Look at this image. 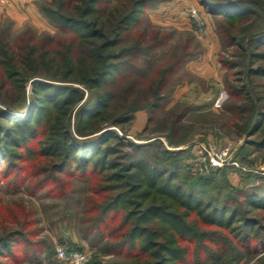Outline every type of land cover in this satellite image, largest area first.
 I'll return each instance as SVG.
<instances>
[{"label":"trees","instance_id":"trees-1","mask_svg":"<svg viewBox=\"0 0 264 264\" xmlns=\"http://www.w3.org/2000/svg\"><path fill=\"white\" fill-rule=\"evenodd\" d=\"M162 1L43 0L40 11L55 35L39 39L28 29L12 38L4 29L0 101L6 108H0V178L13 190L25 186L35 194L59 182V173L75 177L80 171L92 184L79 218L80 236L110 255L106 264H241L242 260L248 264L259 255L254 264H264L263 183L230 190L217 184L213 175L187 183L180 179L182 150H169L161 142L134 143L113 129L80 138L104 123L122 126L138 111L161 106L164 76L176 66L161 68L152 57L165 45L166 36L156 30L148 39L146 32L135 29L147 10ZM210 2L201 0L227 23L223 42L241 51L242 62L225 64L234 70L245 68L243 73L235 70L241 74L240 85H228L230 95L238 99L227 110L240 120L239 135L253 136L251 144L264 148V29L257 25L249 30L260 17L254 6L264 8V0ZM28 80L32 92L26 100ZM9 83L15 85V94L7 88ZM78 85L90 95L73 114L84 98ZM124 95L134 97L121 104ZM240 100L248 103H237ZM108 137L133 153H126L122 162L110 158L115 149L108 146ZM168 140L171 145L181 143ZM161 156L177 161L161 163ZM34 175L40 176L36 182L30 180ZM67 182L71 188L73 180ZM216 188L220 189L215 192ZM23 234L22 229H2L0 264H12L9 258L19 260L15 246Z\"/></svg>","mask_w":264,"mask_h":264},{"label":"rangeland","instance_id":"rangeland-1","mask_svg":"<svg viewBox=\"0 0 264 264\" xmlns=\"http://www.w3.org/2000/svg\"><path fill=\"white\" fill-rule=\"evenodd\" d=\"M107 1L114 4L117 0ZM166 1L169 0H163L157 6L148 9L135 29V33L146 32L148 39L156 30L166 36L165 45L155 50V57L154 54L152 57L155 65L161 68L176 66L173 73L164 76L162 93L165 98L161 106L153 111L147 109L138 111L136 118L122 126L104 123L100 130L80 138L94 137L105 130L113 129L120 137L134 143L144 145L161 142L169 150H182L178 157L181 165L180 179L187 183H191L196 177L213 175L217 176V184L227 185L230 190L258 183L264 184V148H257L255 144H251L250 141L255 139L253 136L239 135L237 124L240 120L238 121L234 115L231 116L227 110V106L238 99L230 95L228 85L229 83L236 87L240 85L241 81L237 79H240L241 74L235 70L242 73L245 70L242 66L234 70L225 64L232 61L242 62L239 57L241 51L230 43L223 42L221 38L227 23L219 16H214L201 0H178L179 7L172 14L165 12V15L164 13L157 15L151 12ZM204 1L211 3L210 0ZM190 7L197 8L201 13L204 31L198 30L195 26L192 16L188 13ZM254 7L259 10L260 17L249 30L257 28V25L262 30L264 8ZM6 28L10 30L12 38L28 29H32L39 39L55 35L57 32L52 26L41 27L34 24L18 28L12 20L1 19L0 34ZM80 87L84 91V98L75 105L73 114L90 95L89 90ZM7 88L11 89V94H15L14 84L9 83ZM31 88V80L26 81V100L32 92ZM133 97L124 95L121 104H127ZM23 100L20 102L23 103ZM243 101L248 103V100H240L237 103L245 104ZM140 103L142 102H138L137 105ZM135 104L136 102L131 106L134 107ZM0 108H6L1 101ZM148 116L151 118L150 122L147 120ZM74 122L73 115L72 127ZM168 137L181 143L171 145ZM108 141H110L108 146L115 149L110 158L122 162L124 155L131 151L129 150L131 148L120 144L115 138L108 137ZM156 146L157 144L152 146L151 151L153 149L155 151ZM143 150L145 149L143 148L141 153ZM141 153L134 152L137 157ZM215 154L225 157L227 162L222 167L207 169L206 164L215 157ZM158 161L173 165L177 160L161 156ZM74 176L59 173L57 177L59 182L54 181V184L51 183L48 188L35 194H31L25 186L13 190L4 178H0V233L5 226L13 230L22 229L24 233L23 240L15 246L19 260L9 258L12 264H66L56 256V249L59 246L66 249L67 246H77L81 249L76 251H90L92 258L89 264H106L110 261V255L102 254L80 236L79 218L84 201L87 195H90L89 189L92 184L81 176L80 171ZM39 178L40 176L34 175L30 180L36 182ZM69 179L73 180L71 188L66 185ZM59 183L62 185L57 187ZM53 187L57 188L51 190ZM219 189L216 188L215 192ZM59 191L64 195H59ZM49 253L52 255L48 256ZM259 256L248 264H254ZM241 264H247L246 260H242Z\"/></svg>","mask_w":264,"mask_h":264},{"label":"crops","instance_id":"crops-1","mask_svg":"<svg viewBox=\"0 0 264 264\" xmlns=\"http://www.w3.org/2000/svg\"><path fill=\"white\" fill-rule=\"evenodd\" d=\"M41 1L43 0H3L0 2V20L6 18L12 20L18 28L26 24L51 27L40 11L39 4ZM179 3L178 0H169L162 3L158 8L151 10V12H155L157 15L162 13L165 15V12L172 14L175 9H178ZM201 67L203 68V65Z\"/></svg>","mask_w":264,"mask_h":264},{"label":"built area","instance_id":"built-area-1","mask_svg":"<svg viewBox=\"0 0 264 264\" xmlns=\"http://www.w3.org/2000/svg\"><path fill=\"white\" fill-rule=\"evenodd\" d=\"M3 0H0L2 2ZM188 13L192 16L195 26L198 30L204 31V19L197 8L190 7ZM208 162V161H207ZM227 162L226 158L215 154V157L206 164L207 169H213L222 167ZM56 256L65 262L66 264H89L92 258V253L87 250H67L66 248L59 246L56 249Z\"/></svg>","mask_w":264,"mask_h":264}]
</instances>
